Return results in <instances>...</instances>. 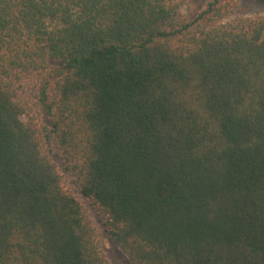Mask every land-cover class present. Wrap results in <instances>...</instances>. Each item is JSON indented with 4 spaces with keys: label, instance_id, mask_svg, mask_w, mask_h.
<instances>
[{
    "label": "trees",
    "instance_id": "16d2710c",
    "mask_svg": "<svg viewBox=\"0 0 264 264\" xmlns=\"http://www.w3.org/2000/svg\"><path fill=\"white\" fill-rule=\"evenodd\" d=\"M181 0H0V264H264V17Z\"/></svg>",
    "mask_w": 264,
    "mask_h": 264
},
{
    "label": "rangeland",
    "instance_id": "374dc122",
    "mask_svg": "<svg viewBox=\"0 0 264 264\" xmlns=\"http://www.w3.org/2000/svg\"><path fill=\"white\" fill-rule=\"evenodd\" d=\"M184 4L183 13L190 19L199 15L212 0H181ZM264 17V0H239L238 6L226 16L221 24H226L237 19H256ZM48 150L51 159L57 165V168L64 179L65 187L72 192L86 207L90 217L101 233V241L104 252L111 264H131L126 256L117 248L110 238L108 229L102 218L93 210L89 201L80 193L74 179L65 170L64 164L57 153L52 142L48 143Z\"/></svg>",
    "mask_w": 264,
    "mask_h": 264
}]
</instances>
